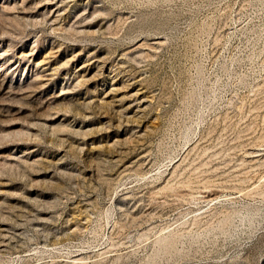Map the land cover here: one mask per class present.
<instances>
[{
  "label": "rangeland",
  "instance_id": "374dc122",
  "mask_svg": "<svg viewBox=\"0 0 264 264\" xmlns=\"http://www.w3.org/2000/svg\"><path fill=\"white\" fill-rule=\"evenodd\" d=\"M0 264H264V0H0Z\"/></svg>",
  "mask_w": 264,
  "mask_h": 264
}]
</instances>
